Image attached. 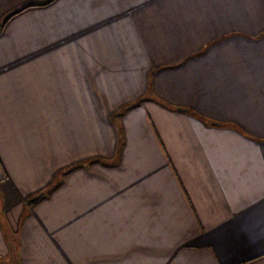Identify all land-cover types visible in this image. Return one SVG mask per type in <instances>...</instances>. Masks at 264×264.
Here are the masks:
<instances>
[{
    "label": "crops",
    "instance_id": "crops-1",
    "mask_svg": "<svg viewBox=\"0 0 264 264\" xmlns=\"http://www.w3.org/2000/svg\"><path fill=\"white\" fill-rule=\"evenodd\" d=\"M0 200V264H264V0H0Z\"/></svg>",
    "mask_w": 264,
    "mask_h": 264
},
{
    "label": "trees",
    "instance_id": "trees-1",
    "mask_svg": "<svg viewBox=\"0 0 264 264\" xmlns=\"http://www.w3.org/2000/svg\"><path fill=\"white\" fill-rule=\"evenodd\" d=\"M31 6H32V5H31ZM27 7H30V6H25V7H23V8H20V9L14 11L11 15L17 14V13L23 11L24 9H26ZM11 15H10V16H11ZM10 16H9V17H10ZM50 189H51V188H50ZM50 189H48V191H49ZM0 223H1L2 225H5L4 220H3V214H2V204H1V200H0ZM8 236H9V234H8Z\"/></svg>",
    "mask_w": 264,
    "mask_h": 264
},
{
    "label": "water",
    "instance_id": "water-1",
    "mask_svg": "<svg viewBox=\"0 0 264 264\" xmlns=\"http://www.w3.org/2000/svg\"><path fill=\"white\" fill-rule=\"evenodd\" d=\"M4 19H6V18H4ZM42 196H43V194L41 193V194H39V195H37V196H35V197L29 199V200L27 201V204H28V205H32V204L35 203L38 199H40Z\"/></svg>",
    "mask_w": 264,
    "mask_h": 264
}]
</instances>
